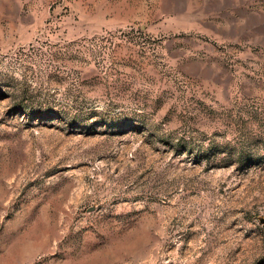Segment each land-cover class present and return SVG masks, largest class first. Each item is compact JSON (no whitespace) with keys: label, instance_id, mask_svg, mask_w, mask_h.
<instances>
[{"label":"rangeland","instance_id":"1","mask_svg":"<svg viewBox=\"0 0 264 264\" xmlns=\"http://www.w3.org/2000/svg\"><path fill=\"white\" fill-rule=\"evenodd\" d=\"M0 264H264V0H0Z\"/></svg>","mask_w":264,"mask_h":264}]
</instances>
